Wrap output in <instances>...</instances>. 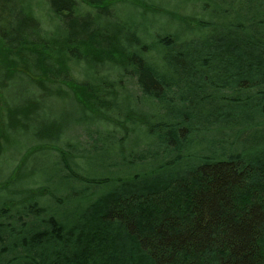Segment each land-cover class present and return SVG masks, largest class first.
<instances>
[{
	"label": "trees",
	"instance_id": "trees-1",
	"mask_svg": "<svg viewBox=\"0 0 264 264\" xmlns=\"http://www.w3.org/2000/svg\"><path fill=\"white\" fill-rule=\"evenodd\" d=\"M0 60V264H264V0H0Z\"/></svg>",
	"mask_w": 264,
	"mask_h": 264
},
{
	"label": "rangeland",
	"instance_id": "rangeland-1",
	"mask_svg": "<svg viewBox=\"0 0 264 264\" xmlns=\"http://www.w3.org/2000/svg\"><path fill=\"white\" fill-rule=\"evenodd\" d=\"M1 66H2V63H1V60H0V68H1ZM70 87L73 89L75 95L78 98L81 99V97H82V91L81 90H78L75 85H70ZM0 133H1V127H0ZM213 135H216V132ZM211 136H212V134H211ZM141 138H142L141 135L138 134V135L132 137L131 143L134 142V141L138 142V141L141 140ZM47 162H48V159H46L45 157L39 156V158H37V160L34 162V164H30L29 166L30 167H33V166L35 167V166H38V165H44Z\"/></svg>",
	"mask_w": 264,
	"mask_h": 264
}]
</instances>
